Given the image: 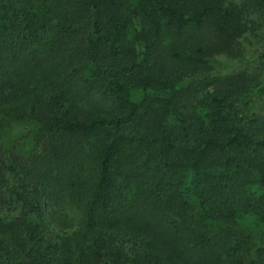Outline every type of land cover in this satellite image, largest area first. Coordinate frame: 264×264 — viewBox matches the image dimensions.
Returning a JSON list of instances; mask_svg holds the SVG:
<instances>
[{
    "label": "trees",
    "instance_id": "1",
    "mask_svg": "<svg viewBox=\"0 0 264 264\" xmlns=\"http://www.w3.org/2000/svg\"><path fill=\"white\" fill-rule=\"evenodd\" d=\"M216 3L0 0V264H264V52L218 65Z\"/></svg>",
    "mask_w": 264,
    "mask_h": 264
},
{
    "label": "rangeland",
    "instance_id": "2",
    "mask_svg": "<svg viewBox=\"0 0 264 264\" xmlns=\"http://www.w3.org/2000/svg\"><path fill=\"white\" fill-rule=\"evenodd\" d=\"M213 1L221 4V6L232 5L235 9L241 11V24L245 26V36L249 38L248 41L241 38L232 51L224 52L216 57L218 65H221L228 72L248 64L264 52V2L259 0ZM249 67L253 69V66L250 65L247 68ZM250 72L257 74L255 70Z\"/></svg>",
    "mask_w": 264,
    "mask_h": 264
}]
</instances>
